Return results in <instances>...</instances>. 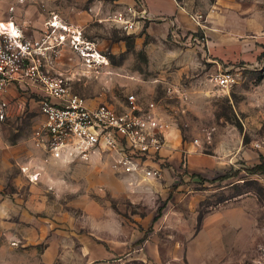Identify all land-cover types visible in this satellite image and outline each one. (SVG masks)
Returning a JSON list of instances; mask_svg holds the SVG:
<instances>
[{
    "label": "rangeland",
    "instance_id": "1",
    "mask_svg": "<svg viewBox=\"0 0 264 264\" xmlns=\"http://www.w3.org/2000/svg\"><path fill=\"white\" fill-rule=\"evenodd\" d=\"M176 1L189 19L202 16L199 27L209 13L250 4ZM134 4L0 0V21L57 46L73 93L91 104L119 106L129 94L155 102L167 138L152 180L133 182L108 158L56 157L33 138L41 91L19 88L0 126V264H264V175L213 181L264 156V56L244 61L230 30H147L169 19L146 3L151 20L128 33L114 17ZM220 73L231 85H216Z\"/></svg>",
    "mask_w": 264,
    "mask_h": 264
},
{
    "label": "built area",
    "instance_id": "2",
    "mask_svg": "<svg viewBox=\"0 0 264 264\" xmlns=\"http://www.w3.org/2000/svg\"><path fill=\"white\" fill-rule=\"evenodd\" d=\"M191 18L202 23L201 15ZM114 20L126 32L136 33L151 17L144 1L135 0ZM57 53L56 45L41 46L20 32L0 29V126L10 118L19 88L31 87L42 95L43 123L33 137L37 146L70 160L108 158L133 182L161 177L167 138L155 102L144 104L129 94L119 106L89 103L70 90L68 77L56 69ZM213 80L224 88L232 77L220 73Z\"/></svg>",
    "mask_w": 264,
    "mask_h": 264
},
{
    "label": "crops",
    "instance_id": "3",
    "mask_svg": "<svg viewBox=\"0 0 264 264\" xmlns=\"http://www.w3.org/2000/svg\"><path fill=\"white\" fill-rule=\"evenodd\" d=\"M151 15L168 18L169 21L153 23L147 30H161L165 35L169 30H230L238 36L240 55L244 61L253 62L257 56L264 52V0H250V4L241 2L231 11H214L206 17L205 24L199 27L196 21L189 19L184 7L178 5L176 0H144ZM248 2V1H247ZM249 3V2H248ZM239 19L238 23H234ZM239 25V26H238ZM236 44L233 38L223 37V43Z\"/></svg>",
    "mask_w": 264,
    "mask_h": 264
},
{
    "label": "trees",
    "instance_id": "4",
    "mask_svg": "<svg viewBox=\"0 0 264 264\" xmlns=\"http://www.w3.org/2000/svg\"><path fill=\"white\" fill-rule=\"evenodd\" d=\"M202 32H198L197 35H201ZM264 56V52L261 53L258 58L261 59ZM245 170L249 175H264V156H261L258 163L251 166H242V168L228 170L225 174L216 177L213 181H224L230 178L240 176L241 172ZM162 215V208L158 209V214L155 219H158Z\"/></svg>",
    "mask_w": 264,
    "mask_h": 264
},
{
    "label": "bare ground",
    "instance_id": "5",
    "mask_svg": "<svg viewBox=\"0 0 264 264\" xmlns=\"http://www.w3.org/2000/svg\"><path fill=\"white\" fill-rule=\"evenodd\" d=\"M52 26L64 28L65 30H63V32H65V33L71 31V29L68 26L62 25L58 20H56L54 24L52 23ZM0 29L7 30L14 35H19V31L17 30L15 23L12 21H0ZM66 36H67V34H65L61 37V39L63 40L62 42H64L66 40ZM85 56L95 57L96 54H88V55L85 54Z\"/></svg>",
    "mask_w": 264,
    "mask_h": 264
}]
</instances>
